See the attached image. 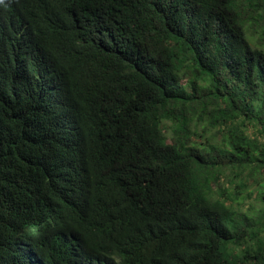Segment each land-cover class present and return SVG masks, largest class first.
<instances>
[{
  "label": "trees",
  "instance_id": "1",
  "mask_svg": "<svg viewBox=\"0 0 264 264\" xmlns=\"http://www.w3.org/2000/svg\"><path fill=\"white\" fill-rule=\"evenodd\" d=\"M0 3V264H264V0Z\"/></svg>",
  "mask_w": 264,
  "mask_h": 264
},
{
  "label": "clouds",
  "instance_id": "2",
  "mask_svg": "<svg viewBox=\"0 0 264 264\" xmlns=\"http://www.w3.org/2000/svg\"><path fill=\"white\" fill-rule=\"evenodd\" d=\"M0 8H2V4L0 3ZM2 20L0 19V30H1V26H2Z\"/></svg>",
  "mask_w": 264,
  "mask_h": 264
}]
</instances>
